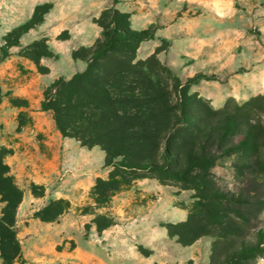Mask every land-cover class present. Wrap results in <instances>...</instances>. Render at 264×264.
<instances>
[{
    "label": "trees",
    "instance_id": "1",
    "mask_svg": "<svg viewBox=\"0 0 264 264\" xmlns=\"http://www.w3.org/2000/svg\"><path fill=\"white\" fill-rule=\"evenodd\" d=\"M116 3L94 18L101 27L95 43L72 51V58L85 62L86 68L69 79L54 80L42 100V110L52 112L62 138L100 146L106 153L104 166L111 171L107 178H97L91 190L93 203L82 214L94 215L92 223L99 233L117 224L115 216L98 209L127 189L132 180L153 173L160 180L195 190L196 205L188 218L164 224L171 237L176 236L185 246L202 237L215 239L210 264H256L264 256V227L249 228L247 210L253 206L264 210V199L224 188L213 168L222 158H229L238 175L251 168L263 173L264 120L236 112L229 104L215 109L189 92L190 87L214 75L201 71L185 82L175 76L170 85L163 71L171 73L173 68L158 59L161 46L147 59L137 58L141 43L156 37V26L132 28L131 14L116 8ZM52 8V2L37 4L32 17L7 34L5 44L0 45V62ZM24 55L41 71L49 70L42 59L57 58L45 38L32 42ZM8 95L0 85V103ZM10 153L0 146V258L2 264H24L17 228L24 189L5 160ZM30 190L37 197L45 194V187L34 182ZM71 208L68 199L51 198L33 216L54 222ZM86 227L90 229L91 224ZM139 249L144 255L152 252Z\"/></svg>",
    "mask_w": 264,
    "mask_h": 264
},
{
    "label": "rangeland",
    "instance_id": "2",
    "mask_svg": "<svg viewBox=\"0 0 264 264\" xmlns=\"http://www.w3.org/2000/svg\"><path fill=\"white\" fill-rule=\"evenodd\" d=\"M89 1L82 0V3L86 6ZM109 1L110 6L117 1L116 8L131 14L129 24L132 28L146 29L153 24L156 26V37L141 43L137 58L147 59L161 46L162 50L157 53L158 59L164 66L173 68L171 73L163 71V76L169 80L170 85L175 76L185 82L187 78L201 71L214 75V78L202 80L190 87L189 92L197 93L215 109L229 104L236 112L239 111L248 117L260 116L264 120V0ZM35 3L36 0H0V45L5 44L10 31L32 17L37 5ZM49 13L43 22L24 33L19 45L10 47V55L0 62V85L4 91L10 93L0 105L5 102L3 111H6L8 120H17L16 131H24L34 123L30 109L35 110L38 106L42 108L44 90L56 76L61 75L60 77L69 79L73 72L86 68H83L85 62L73 60L72 51L79 48L82 41H91L97 33L92 29H78L80 20H83L81 16L77 22L70 24V28H61V24L53 22ZM167 27L171 30L169 36L158 34L160 29ZM43 38L49 48L57 54V58L41 60V64L48 67V71H41L33 60L24 55L26 47ZM156 43L158 46L154 47ZM27 91H32L31 98L26 96ZM14 101L19 105H15ZM42 115L47 124L57 129L51 111ZM4 127L5 123L0 122V131ZM62 139L67 143L64 142L60 149V163L54 183L56 186L68 183L67 188L73 187L70 191L71 198H65L72 204L67 213H70L74 220L86 215V219H91L92 222L94 215L82 214V209L93 203L91 190L97 178L109 176L111 168L104 166L106 153L100 146H83L74 138ZM0 146L11 150L6 156L7 160L13 154V149L1 142ZM229 161V158H222L213 168L218 183L224 188L240 189L246 194L250 193L253 198L264 199V172L260 173L251 168L245 174L238 175ZM80 180L83 186L78 184ZM23 182L30 187L31 182ZM18 184L21 186L23 183ZM194 193V189L179 182L160 180L150 173L132 180L127 189L115 195L105 207L98 209V212L117 218L115 208L120 197L125 195L133 198V204L140 212L146 210L148 205L161 195L165 201L172 199L170 205L187 210L189 215L196 205ZM45 205L36 203L31 206L25 203L23 208L27 210L21 220L29 218L30 213L34 214ZM2 207L3 203L0 202V215ZM260 208L253 206L247 210L251 219L247 223L249 228L264 227V210ZM179 218L180 214L173 217ZM165 223L170 222H162L166 227ZM87 224L91 223L84 225V231L88 232L90 229L86 227ZM168 239L170 245L167 242L168 246L161 249H187L177 254L186 257L187 264H210L215 239L202 237L189 246L181 244L178 238L171 237L169 232ZM71 245L74 246L73 241ZM139 247L151 249L144 243H140L138 249ZM256 264H264V256L258 258Z\"/></svg>",
    "mask_w": 264,
    "mask_h": 264
},
{
    "label": "crops",
    "instance_id": "3",
    "mask_svg": "<svg viewBox=\"0 0 264 264\" xmlns=\"http://www.w3.org/2000/svg\"><path fill=\"white\" fill-rule=\"evenodd\" d=\"M44 2L53 3L49 15L53 22L61 24V28H70V24L77 22L81 16L83 20H80L78 29L97 31L91 41H82L80 46H92L100 37L101 27L94 22V18L110 6L109 0H90L86 6L82 0H36L35 4ZM163 29H160L158 34H171L169 27ZM157 46L158 43L154 47ZM85 67L86 63L83 68ZM74 73L76 71L72 75ZM60 76H56L52 81ZM26 96L31 98L32 91H27ZM4 107L5 102L0 105V122L5 123V127L0 131V142L12 147L13 154L6 161L17 181L23 183L21 187L24 189V199L17 216L18 238L22 245L24 264H187L186 257L177 255L187 249L161 247L168 246V243L170 245L167 228L162 222L185 220L188 211L170 205L172 199L165 201L161 195L153 200L146 210L140 212L135 208L137 206L133 204L134 200L130 195L120 197L115 208L118 223L101 233L90 222L91 219H86V215L74 220L70 213H66L57 221L44 222L30 213L29 218L21 220L27 210L23 208L25 203L31 206L36 203L45 205L50 197L71 198L70 191L73 187L67 188L68 183L60 186L54 183L60 163V149L67 141L62 139L57 129L46 123L42 115L46 111L41 107L30 109L34 123L24 131H16L18 122L16 119L14 121L6 118ZM24 180L44 186V196L33 195ZM81 182L82 180L78 184L83 186ZM179 214L181 218L173 219ZM87 222L91 223L88 232L84 231ZM72 241L74 246L71 245ZM140 243L150 246V255H144L138 249Z\"/></svg>",
    "mask_w": 264,
    "mask_h": 264
}]
</instances>
